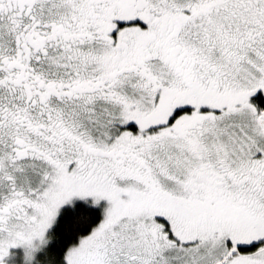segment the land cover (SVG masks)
<instances>
[{"label": "snow or ice", "instance_id": "6c2138e0", "mask_svg": "<svg viewBox=\"0 0 264 264\" xmlns=\"http://www.w3.org/2000/svg\"><path fill=\"white\" fill-rule=\"evenodd\" d=\"M0 264H264V0H0Z\"/></svg>", "mask_w": 264, "mask_h": 264}]
</instances>
